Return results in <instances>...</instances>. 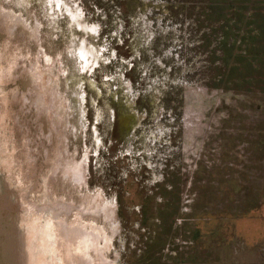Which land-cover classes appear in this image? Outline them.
<instances>
[{"label":"rangeland","instance_id":"374dc122","mask_svg":"<svg viewBox=\"0 0 264 264\" xmlns=\"http://www.w3.org/2000/svg\"><path fill=\"white\" fill-rule=\"evenodd\" d=\"M262 33L264 0H0V236L34 225L44 264H264Z\"/></svg>","mask_w":264,"mask_h":264},{"label":"water","instance_id":"95a60500","mask_svg":"<svg viewBox=\"0 0 264 264\" xmlns=\"http://www.w3.org/2000/svg\"><path fill=\"white\" fill-rule=\"evenodd\" d=\"M5 17L8 20H12V17L10 16L5 15ZM13 69H15V64L9 70L5 68L2 69L0 71V81L2 79H6L9 76H12L13 71H14ZM0 161H1V158H0ZM4 186L5 185L2 184V187ZM24 203L28 205L27 202H24ZM17 206L13 207L14 210L16 211L15 213L18 216H22L23 212ZM4 209H8V206H6V204L4 203L3 198L0 197V220H5L6 218ZM25 214L26 213H24V215ZM29 233L31 234V236L29 235ZM5 235H7V233ZM25 235H28V236L25 237ZM2 238H3V235L0 236V264H24L25 261L23 262L22 258L24 260L27 259V262L31 264H44L43 261H45L44 257L46 255L45 250L48 247L47 241L45 240L44 235H42V232L40 233L37 232L34 225L30 226L29 228H25L24 230H21L20 239L18 238L15 239V237H13L14 239L12 240L11 234L7 235L3 239ZM17 239H18V242H17ZM6 241L10 242V246L5 247ZM17 243H18V246H17ZM5 248H8L9 252H6V251L5 253L1 252ZM21 260H22V263L20 262Z\"/></svg>","mask_w":264,"mask_h":264},{"label":"trees","instance_id":"16d2710c","mask_svg":"<svg viewBox=\"0 0 264 264\" xmlns=\"http://www.w3.org/2000/svg\"><path fill=\"white\" fill-rule=\"evenodd\" d=\"M214 6H211V8H209L210 10H212V9H214L213 8ZM223 22V24H222V26H221V28H224V26L225 25H227V22H226V20L225 21H222ZM232 26H234L233 24L232 25H230V29H231V27ZM225 28H227V27H225ZM230 29H229V31H226L223 35V38L221 39V41L218 43V46H216L217 48L219 47V48H222V47H226V45H227V42H228V37L229 36H227V34L228 33H230ZM227 30H228V28H227ZM262 32V31H261ZM262 34H264V33H262ZM231 49L233 50V52H234V41H233V43L231 44ZM233 52H231V53H233ZM214 53H215V51L214 52H212V54H211V56H210V58L212 59V57H213V55H214ZM231 53L230 54H228V55H226V52H224L223 51V56H222V58L220 59L219 57L217 58V60H221L222 62H223V67L224 68H221V70H228V73H230L231 75L228 77V80L226 79V80H224L225 81V83H230V82H234L233 80H235L233 77H232V74L233 73H235L237 70H238V68H236V67H238L236 64H238V61L240 60V56L239 55H234V58H233V62L231 63V64H229L228 62H227V58H228V56L230 55L231 56ZM251 63L250 62H247V64H246V66H247V68H246V71H247V73L250 71V67H251Z\"/></svg>","mask_w":264,"mask_h":264},{"label":"bare ground","instance_id":"6f19581e","mask_svg":"<svg viewBox=\"0 0 264 264\" xmlns=\"http://www.w3.org/2000/svg\"><path fill=\"white\" fill-rule=\"evenodd\" d=\"M62 236H63V234H62ZM86 238L92 244V246H93V243H95V240H97V236H95V235L86 236ZM72 259H74V258L72 257Z\"/></svg>","mask_w":264,"mask_h":264},{"label":"snow or ice","instance_id":"6c2138e0","mask_svg":"<svg viewBox=\"0 0 264 264\" xmlns=\"http://www.w3.org/2000/svg\"><path fill=\"white\" fill-rule=\"evenodd\" d=\"M90 31H93V30H90Z\"/></svg>","mask_w":264,"mask_h":264}]
</instances>
